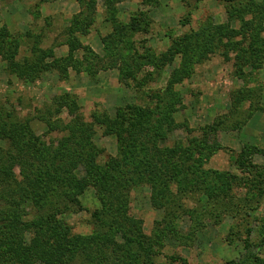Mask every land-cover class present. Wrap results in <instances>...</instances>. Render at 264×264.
Segmentation results:
<instances>
[{
    "label": "rangeland",
    "instance_id": "374dc122",
    "mask_svg": "<svg viewBox=\"0 0 264 264\" xmlns=\"http://www.w3.org/2000/svg\"><path fill=\"white\" fill-rule=\"evenodd\" d=\"M220 27L232 45L217 42L220 49L202 61L197 51L182 53L183 40ZM3 29L19 38L20 61L37 47L46 51V62L60 61L68 71L30 82L0 59V107L31 117L70 92L89 123L118 110H140L154 120L166 94H178L173 117L180 129L162 144L207 138L205 153L196 157L205 159L204 171L227 176L231 186V200L210 206L213 216L184 197L182 204L193 210L178 221L181 232H193L185 243L171 239L169 229L163 233L164 212L153 207L149 187L124 190L131 221L111 231L108 206L91 186L72 205L64 199L72 206L64 218L75 234H111L120 242L121 230L146 236V249L135 244L132 250L142 264H264V0H0ZM61 118L70 119L67 112ZM220 121L219 130L206 135ZM34 129L46 141L61 137L46 136L41 123ZM93 142L102 150V169L119 157L117 139L99 125Z\"/></svg>",
    "mask_w": 264,
    "mask_h": 264
},
{
    "label": "trees",
    "instance_id": "16d2710c",
    "mask_svg": "<svg viewBox=\"0 0 264 264\" xmlns=\"http://www.w3.org/2000/svg\"><path fill=\"white\" fill-rule=\"evenodd\" d=\"M229 38L223 27L206 29L203 35L196 33L183 40L182 53L197 51L198 61H202L220 49L217 42L232 45L224 43ZM19 51V38L1 30L0 59L12 75L30 82L52 70L67 75L68 66L60 61L46 62L43 49L35 47L34 55L21 61ZM184 72V77L188 76L187 64ZM178 98V94H166L163 109L154 120L140 110H118L114 116L94 115L95 123L85 120L78 99L70 92L56 95L31 117L20 118L16 111L0 107V264H139L133 261L132 250L135 244L146 249V236L128 237L121 230L120 242L111 234L79 235L64 218L72 209L64 199L72 205L91 186L108 206L111 231L131 221L124 190L145 185L151 191L153 207L164 212L160 223L164 224L163 233L169 229L171 239L187 242L193 232L184 234L178 229L182 215L193 214L192 208L182 204L184 197L213 216L210 206L225 196L231 200L233 195L230 183L223 180L227 176L204 171L205 159L196 157L205 153L207 138L193 139L188 145L162 144L180 129L173 117ZM64 112L68 121L61 118ZM37 123L46 126V136L61 137L46 141L35 131ZM95 125L118 141L119 157L106 169L97 164L102 150L93 142ZM220 126L221 121L209 126L206 135L217 132ZM81 169L85 174L80 177ZM131 224L136 227L134 221Z\"/></svg>",
    "mask_w": 264,
    "mask_h": 264
}]
</instances>
